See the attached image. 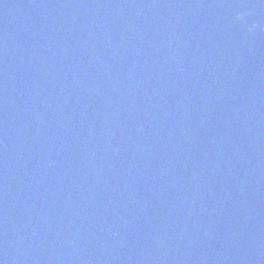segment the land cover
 Wrapping results in <instances>:
<instances>
[{
    "label": "water",
    "instance_id": "obj_1",
    "mask_svg": "<svg viewBox=\"0 0 264 264\" xmlns=\"http://www.w3.org/2000/svg\"><path fill=\"white\" fill-rule=\"evenodd\" d=\"M0 264H264V0H0Z\"/></svg>",
    "mask_w": 264,
    "mask_h": 264
},
{
    "label": "clouds",
    "instance_id": "obj_2",
    "mask_svg": "<svg viewBox=\"0 0 264 264\" xmlns=\"http://www.w3.org/2000/svg\"><path fill=\"white\" fill-rule=\"evenodd\" d=\"M244 15H245V14H243V13L238 14V15H237V19H239V20H243V19H244ZM256 27H257V25L253 24L252 27L249 29V31L254 30Z\"/></svg>",
    "mask_w": 264,
    "mask_h": 264
}]
</instances>
